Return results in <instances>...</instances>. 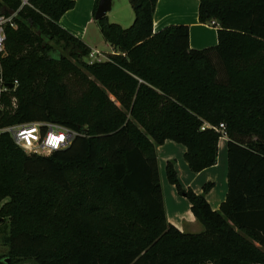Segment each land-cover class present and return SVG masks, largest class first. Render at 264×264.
Instances as JSON below:
<instances>
[{
	"label": "trees",
	"instance_id": "trees-1",
	"mask_svg": "<svg viewBox=\"0 0 264 264\" xmlns=\"http://www.w3.org/2000/svg\"><path fill=\"white\" fill-rule=\"evenodd\" d=\"M30 2L0 0V12L18 11L0 59V75L18 81L17 108L0 125L53 121L79 134L48 156L1 134L11 253L0 264H264V0H200V22L218 27V44L204 49L191 48L187 24L154 31L158 0H130L129 27L97 20L114 53L92 63L91 48L59 24L75 0ZM222 122L229 167L219 210L206 198L212 182L197 194L166 165L204 227L183 232L167 218L157 147L183 144L200 172L217 163L222 136L202 127Z\"/></svg>",
	"mask_w": 264,
	"mask_h": 264
},
{
	"label": "crops",
	"instance_id": "crops-1",
	"mask_svg": "<svg viewBox=\"0 0 264 264\" xmlns=\"http://www.w3.org/2000/svg\"><path fill=\"white\" fill-rule=\"evenodd\" d=\"M96 0H75V6L69 9L61 18L59 24L82 39L92 50L96 52L95 61H104L110 53H114L113 47L106 40L102 41L106 50L93 47L92 39L88 35L89 26L94 22L93 14ZM200 0H158L154 13V31H159L172 24H187L190 27V46L193 49H204L214 47L218 44V27L212 23H201L199 20ZM228 137L220 139L219 155L217 163L205 168L200 172H193L185 158L186 147L173 140H166L157 147V156L161 173V180L164 193L165 208L168 221L183 232L199 233L202 230L201 223L197 220L190 202L179 197L176 187L170 184L167 179L166 165L172 161L178 173V177L184 181L183 186L187 187L191 181L200 178L203 183L212 182L214 186L206 194V198L214 210H219V203L224 200L226 178L228 173L227 156ZM193 173V174H192ZM192 174V176L190 175ZM194 176V177H193ZM189 179V180H188ZM170 184L173 197H170L169 204L168 190L164 186ZM194 184L191 185L193 187ZM221 187V197L215 202L212 196ZM195 192L201 193L202 189L195 188Z\"/></svg>",
	"mask_w": 264,
	"mask_h": 264
},
{
	"label": "built area",
	"instance_id": "built-area-1",
	"mask_svg": "<svg viewBox=\"0 0 264 264\" xmlns=\"http://www.w3.org/2000/svg\"><path fill=\"white\" fill-rule=\"evenodd\" d=\"M22 6H32L30 0H20ZM13 11V10H12ZM18 11L0 12V59L6 53V30L14 27ZM215 24V21L212 22ZM91 63L97 58L96 52L89 55ZM18 86V81L6 82L3 75H0V121L1 115L7 110L17 108V98L11 96ZM9 96V98H5ZM212 128L221 133V137H228L225 123L219 125L205 124L202 129ZM8 133L15 144L28 154L51 155L54 151L65 149L73 139L79 134L77 131L53 121H35L27 123H16L5 126L0 125V136Z\"/></svg>",
	"mask_w": 264,
	"mask_h": 264
},
{
	"label": "rangeland",
	"instance_id": "rangeland-1",
	"mask_svg": "<svg viewBox=\"0 0 264 264\" xmlns=\"http://www.w3.org/2000/svg\"><path fill=\"white\" fill-rule=\"evenodd\" d=\"M107 16L109 17V20L111 22L119 23L123 27H129L134 21L135 14H134L133 8L131 6L130 0H112V9H111V11L108 12ZM88 35L92 39V43L95 44V45H93V47L99 48L100 50H106L104 45H103V42H102V41H105V38H104V36H103V34L101 32L100 25H99V23H98V21L96 19L89 26ZM51 44H52V46L55 49H61L59 44H57L55 42H52ZM71 60L73 62H75L74 59H71ZM86 60L91 62L94 59H92L89 56V57L86 58ZM222 138H225V137H222ZM219 146H220V140H219V145H218V155H219ZM227 146H228V140H227ZM192 174H190V175L192 176ZM177 175H178V173H177ZM179 181H180V183L183 186L184 181L181 180V177L179 178ZM226 182H227L226 183L227 186L225 187V195H224L225 199L222 200L219 203L220 207L223 204V202H225L226 197H227V193H228V173H227ZM169 183L171 184L170 181H169ZM170 184L166 183L164 185L167 188V190H168V193H167L168 195L167 196H168V199H169V204L171 203L170 197H173L172 189L169 188ZM192 184H194L193 187H191ZM205 184L206 183H203L202 179L197 178V180H194L193 182L191 181V184L189 186H187V187L183 186V188L184 189H192L194 192H195V190H194L195 188H199V189L201 188L202 192H203V187H204ZM176 190H177V188H176ZM221 190H222L221 187H219L217 189V191L212 194V196L215 197V202L221 197V193H224V191H221ZM177 193H178L179 197L185 198V199H187L190 202L189 198H187L186 196L180 194L178 192V190H177ZM197 194H200V193H197ZM8 200H9V198H6L5 200H3L0 203V207L2 206L3 203H5ZM190 208H191V202H190ZM0 218L3 221L2 223H0V261H1L2 259H5V258H7V259L9 258L10 259L11 249H10V245L8 243V236L10 235L9 219L8 218H4L2 216H0ZM203 229H204V227L202 226V230ZM202 230H200V231H202ZM20 261H21V264H38L34 256H32L30 258L21 257Z\"/></svg>",
	"mask_w": 264,
	"mask_h": 264
},
{
	"label": "water",
	"instance_id": "water-1",
	"mask_svg": "<svg viewBox=\"0 0 264 264\" xmlns=\"http://www.w3.org/2000/svg\"><path fill=\"white\" fill-rule=\"evenodd\" d=\"M111 9H112V0H99L96 13H95V19L99 20L107 16L108 12L111 11ZM5 11L6 10H3V12ZM9 12L13 13L12 10Z\"/></svg>",
	"mask_w": 264,
	"mask_h": 264
}]
</instances>
